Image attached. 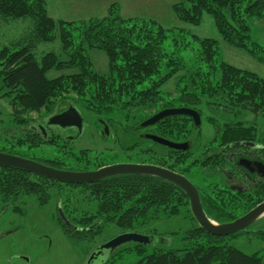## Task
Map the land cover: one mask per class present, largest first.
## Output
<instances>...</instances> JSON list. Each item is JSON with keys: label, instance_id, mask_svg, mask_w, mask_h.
<instances>
[{"label": "trees", "instance_id": "16d2710c", "mask_svg": "<svg viewBox=\"0 0 264 264\" xmlns=\"http://www.w3.org/2000/svg\"><path fill=\"white\" fill-rule=\"evenodd\" d=\"M172 9L178 19L193 25H199L205 14L213 16L225 42L264 64V48L253 41L248 24L251 18L264 19V0H179ZM20 19L32 22L30 30L10 46L0 49V96L12 110L2 134L4 143L0 146V152L56 169L84 171L91 168L82 164V167H74L73 162L61 163L58 159L37 158L29 152L43 147L57 148L59 154L81 162L90 155L87 151H66V146L57 142H68L65 136L55 135L51 139L54 135L50 131L57 130L49 124L48 118L37 122L28 117L30 114L42 110L48 114L57 113L62 105L66 106L64 110L74 107L82 116L86 112L95 117L99 129L106 125L109 131L117 133V127L122 125L111 118L115 116L113 114L121 112L127 120L131 110L157 105L163 100L164 86L185 68L177 53L188 47L187 42L178 37L173 41L172 49L167 50L165 44L171 31L151 19L124 18L116 4L109 8L107 16L103 18L68 22L49 16L46 0H0V21ZM57 38L62 44L64 58L51 52L38 61L36 50L39 45L54 42ZM179 38L182 40L179 41ZM193 38L200 43L196 55L197 67L208 70L207 73L201 71L200 83L203 87L199 93L207 98L187 93L181 95L178 102L182 107L198 111L202 119L213 126L220 146L225 147L250 135L251 129L235 128L245 124L248 114L260 116L264 113V78L224 62L220 58L216 40ZM90 50L107 55L110 67L108 75L94 70L89 58ZM68 69L77 72L63 74ZM52 70L62 74L49 79L47 75ZM212 77L216 79L213 81ZM201 106L206 108L208 115L204 114ZM167 108L173 107L166 104L163 109ZM104 116L107 121L101 120ZM84 123L86 125L85 118ZM140 124H128L125 133L139 132ZM41 128L45 129V134ZM154 130L165 134L171 141L192 139L197 131L186 116L164 119ZM135 139L136 149L145 148L140 145L142 141L138 136ZM192 153L193 150L185 153V166L202 177L200 168L203 164H200V160L190 159ZM169 157L171 161L172 156ZM156 158L159 159L158 163L155 162ZM173 159V163L170 162L172 167L168 169L178 172L177 158ZM152 163L166 166L159 156H154ZM224 163L222 160L217 171L223 169ZM106 164L109 163L98 166ZM198 178L203 186L199 192L202 205L211 220L226 224L248 213L245 204L233 201L225 194L218 180L215 184L210 182L208 175L203 180ZM54 192L57 195L56 220L65 236L77 243L95 241L110 225L124 233H136L152 221L189 215L193 227L182 234L173 235L177 238L178 246L154 248L148 254L149 246L128 244L121 247L119 253L114 251L102 258L101 264H113L117 257L122 258V254L127 252H135L141 257L130 264H264L261 252L248 255L227 242V239L243 236L247 231L221 238L200 228L184 191L167 181L148 176L123 175L90 185H70L24 170L0 167V204L3 208L12 205V212L24 214L25 210L19 204L25 205L26 200L35 198L39 207L43 208L48 205ZM85 193L88 199L83 198L82 201L87 206L92 205L93 210L77 206L75 199ZM59 208L70 225L61 220ZM253 234L264 236V231ZM151 237L156 240L150 246L157 242L167 243V239L161 236Z\"/></svg>", "mask_w": 264, "mask_h": 264}, {"label": "rangeland", "instance_id": "374dc122", "mask_svg": "<svg viewBox=\"0 0 264 264\" xmlns=\"http://www.w3.org/2000/svg\"><path fill=\"white\" fill-rule=\"evenodd\" d=\"M179 0H46L48 13L54 20H63L68 22L85 21L90 18H103L107 16L109 8L116 4L119 6L120 14L124 18H143L151 19L158 22L162 27L171 31L170 38L167 40L165 47L172 49L173 41L178 37L182 38L184 43H188V47L178 51L177 56L184 64L185 68L172 78L163 88L161 97L163 100L157 105L147 106L144 108L133 109L127 120L124 114H113L114 120L121 123L122 127H117V133L125 136V128L128 124L135 125L138 122H144L148 118L154 116L163 110L166 104H171L173 108H180L181 104L178 98L187 93H195L201 97L207 98L206 95L199 94L202 89L201 79L202 73H207V69L199 70L197 67L196 55L200 50V43L194 40L193 37L200 39H213L218 42L220 58L229 65L242 70L251 71L261 78H264V64L256 61L245 51L236 49L225 42L217 30L213 16L205 14L202 22L199 25L185 23L178 19L172 7ZM251 28V37L254 42L264 48V19L258 20L251 18L248 20ZM32 22L30 20H14L12 22L0 21V49L4 46H10L12 42L22 38L30 30ZM179 38V41L182 39ZM56 53L60 58H64L62 54V44L57 38L54 42L43 43L36 50V57L41 61L46 53ZM89 58L93 64L94 70L101 75H108L110 72L109 60L104 52L97 50L89 51ZM75 69H68L63 74L76 73ZM201 73V74H198ZM62 72L52 70L48 73L49 79L59 77ZM213 81L216 78H213ZM197 83H196V82ZM58 103V102H57ZM66 106L62 105L59 108L60 112ZM205 115H208L206 108L201 106ZM11 107L8 102L0 96V146L3 145L2 134L7 126ZM55 115L48 114L46 110L40 113H32L28 117L39 122ZM86 125L84 126L83 134L80 138L74 141H57L59 145L66 146L65 150L73 149L76 152L87 151L90 156L83 158L81 161H75L66 158L58 153V149H50L43 147L40 150H32L29 154L35 155L37 158L58 159L61 163L73 162L74 167H82L87 165L88 168L100 167L98 165L111 163L115 158L122 159L129 157V154L120 149L113 142H105L100 137L103 128H98L97 120L91 114L84 112ZM253 115L246 116L247 123H252ZM249 117V118H248ZM259 124L264 125V113L260 114ZM245 118V121H246ZM102 121H107L105 116ZM204 121V120H203ZM112 130V129H111ZM144 130V129H140ZM150 131H155L154 127ZM214 135L211 129L204 121L201 137L198 138L202 143L207 142ZM51 136V135H50ZM121 136V137H122ZM56 136H51L54 139ZM64 142V144H63ZM144 148H139L131 153V159L137 162H153L152 156H146ZM117 153L118 156H117ZM171 160V159H170ZM158 158L155 162L158 163ZM174 159L164 162V167L170 168V162ZM101 163V164H100ZM84 167V166H83ZM178 170V169H176ZM191 178V177H190ZM197 183V180H193ZM202 184L199 181V185ZM80 192V191H77ZM76 193V192H75ZM56 193L47 206L41 208L35 198L26 200L25 205L19 204V207L25 210L24 214L12 212L13 206L3 208L0 204V264H86L90 255L100 246L112 241L124 233L123 230L114 225L108 226L95 241L77 243L69 240L61 226L56 220L57 217V197ZM83 196V197H82ZM75 200L77 206L81 209L88 208L93 210V206H87L83 198L88 199V195L82 194ZM193 227V223L187 216L171 217L152 221L146 227L139 229L136 233L144 236H156L167 239V243L157 242L149 246L147 253L153 252L154 248L178 246V241L174 234H182L186 230ZM243 236L227 239L230 246H233L245 254L253 255L261 252L264 255V236H256L254 232L264 231V216L258 220L249 229L245 230ZM121 248L116 249L119 253ZM106 251L103 257L109 256ZM122 258H116L113 264H130L137 262L141 257L135 252H127L122 254ZM102 257V258H103ZM101 258V259H102ZM104 259V258H103Z\"/></svg>", "mask_w": 264, "mask_h": 264}, {"label": "flooded vegetation", "instance_id": "af4514ba", "mask_svg": "<svg viewBox=\"0 0 264 264\" xmlns=\"http://www.w3.org/2000/svg\"><path fill=\"white\" fill-rule=\"evenodd\" d=\"M66 110H68V108L64 111ZM64 111H56L57 113H55V115ZM53 116L54 115L49 118V124ZM252 117V123H247L246 118L244 125L235 126V128H246L247 130L251 129L252 131L250 135L240 141L229 143L225 147L220 146V142L218 141V138H216L215 132L214 135L205 143H202L201 140L198 139L201 137V130L204 124V121L201 117L202 124L200 128H195L197 131L193 133L192 139L172 141L174 143L180 144L188 143L189 148L186 151L174 150L147 138V136H157L159 138L171 141L163 133L150 131V128L157 127L158 124L149 128H145L144 130H139V132L134 131L131 134H125V136H127L125 138H123L122 135H116L114 131H109L106 133L105 128L103 127V132L100 133L101 139L108 143L113 142L124 152L128 153L129 157L127 156L126 158L122 159H119L118 157L109 164L84 171H95L106 166L119 164L155 165L151 162L143 163L137 162L135 159H131V153H133L137 148L135 136H138L140 141H142L140 145L145 146L144 150L146 156H159L160 159H162V161L165 163L169 160L170 155L172 158L176 157L178 166V172L176 173L181 174L190 180L196 186L199 192L203 186L202 184L199 185L200 179L198 177L203 180V178H206V175H208L210 182L216 184V180H218L223 186L222 190L225 191V194L229 195L233 201L245 204L246 209L249 212L258 204L264 202V125L259 124V116ZM186 118L190 119L191 123L194 125L191 118ZM206 124L214 131L212 125L207 122ZM50 125L55 128V130H57L54 132L50 131V133L53 135L65 136L66 140L71 142L76 139L75 137L78 133L77 129L61 128L52 124ZM190 150H193L190 159L200 160V164H203V167L200 168V172L203 174L202 177L200 173H196L194 169H188L185 166V162L183 161L184 155ZM118 154L119 153H117V156ZM222 160L225 161L223 164V169L217 171L216 168L222 164ZM193 180H197V183H195Z\"/></svg>", "mask_w": 264, "mask_h": 264}, {"label": "water", "instance_id": "95a60500", "mask_svg": "<svg viewBox=\"0 0 264 264\" xmlns=\"http://www.w3.org/2000/svg\"><path fill=\"white\" fill-rule=\"evenodd\" d=\"M175 116H186L191 118L196 129L200 128L202 124L201 115L198 113V111L191 108L180 107L161 110L154 116L142 122L138 128H149L157 125L164 119ZM50 124L59 126L61 128L77 129L78 133L75 138L81 137L85 126L83 116L74 107H70L68 110L54 115L50 120ZM104 128L105 132L108 133V127L105 125ZM42 131L45 134L44 128ZM147 138L174 150L186 151L189 148L188 143H174L157 136H147ZM0 167L24 170L54 182L70 185H90L105 179L123 175H137L158 178L160 180L167 181L184 191L189 199L192 215L199 227L208 234L215 237L227 238L234 236L249 229L264 216V202H262L250 210L247 214L236 219L235 221L226 224H219L211 220L206 215L202 205L200 193L190 180L172 170L155 165L119 164L106 166L95 171H70L56 169L31 159L0 152ZM59 213L61 220L66 225H70L61 208H59ZM155 240L156 239L151 236H144L135 232L123 233L122 235L100 246L96 251H94L90 255L86 264H101V261L103 260L101 258L104 256L106 251L111 254L116 251V249L128 244L150 246Z\"/></svg>", "mask_w": 264, "mask_h": 264}, {"label": "crops", "instance_id": "0c3cea01", "mask_svg": "<svg viewBox=\"0 0 264 264\" xmlns=\"http://www.w3.org/2000/svg\"><path fill=\"white\" fill-rule=\"evenodd\" d=\"M48 9V8H47ZM91 19V18H90Z\"/></svg>", "mask_w": 264, "mask_h": 264}]
</instances>
